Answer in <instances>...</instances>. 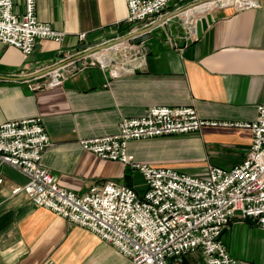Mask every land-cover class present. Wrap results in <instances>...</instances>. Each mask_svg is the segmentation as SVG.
<instances>
[{"label": "crops", "instance_id": "crops-1", "mask_svg": "<svg viewBox=\"0 0 264 264\" xmlns=\"http://www.w3.org/2000/svg\"><path fill=\"white\" fill-rule=\"evenodd\" d=\"M199 1H173L129 30L123 29L130 25L125 22L124 0H35L36 19L65 36L60 43L37 39L26 55L0 42V124L41 118L50 142L41 163L63 188L80 194L113 180L142 192L130 180L128 166L97 157L82 149L78 140L114 133L121 118L140 116L151 106L190 105L207 120L247 122L264 103V3L239 10L217 4L209 10L205 5L216 2ZM12 3L13 12L21 15L23 0ZM204 12L211 22L199 37L188 38L190 22ZM133 30L147 34L138 42L144 50L140 67L110 76L106 69L87 66L56 87L26 88L24 81L37 74L34 68L51 64L63 52ZM249 142L247 129L205 126L196 132L130 140L127 151L136 161L185 171L204 166L193 159L213 144L232 146L235 156L227 165L231 167L242 160ZM0 173V264H129L85 228L34 206L21 191L12 194L11 188L25 182L20 172L3 165ZM219 238L235 264H264V229L252 220L230 223ZM200 263L197 251L181 262Z\"/></svg>", "mask_w": 264, "mask_h": 264}, {"label": "built area", "instance_id": "built-area-1", "mask_svg": "<svg viewBox=\"0 0 264 264\" xmlns=\"http://www.w3.org/2000/svg\"><path fill=\"white\" fill-rule=\"evenodd\" d=\"M173 1L124 0L125 22L157 15ZM261 2L264 0H242L228 6L239 10L258 7ZM12 7V0H0L1 43L26 55L37 39L56 43L64 39V31L36 19L35 0H23L21 15ZM193 22L188 38L194 37ZM83 38V32L77 34L79 41ZM143 58L142 46L118 35L73 53L65 51L51 64L34 68L36 76L24 82L30 91L53 88L87 66L116 76L140 67ZM205 126L247 129L250 142L242 160L227 168L210 166L205 175L198 176L136 161L127 151L130 140L196 132ZM78 142L101 159L136 169L143 180L142 192L113 180L92 185L80 194L59 186L41 163L50 142L39 116L0 124V168L10 166L25 177L22 185L11 188L12 194L21 191L34 206L85 228L114 247L129 264H181L183 256L195 251L200 254V264H235L219 238L222 230L234 221L249 219L264 229V103L256 106L254 119L247 122L207 120L190 105L151 106L140 116L121 118L114 133Z\"/></svg>", "mask_w": 264, "mask_h": 264}, {"label": "rangeland", "instance_id": "rangeland-1", "mask_svg": "<svg viewBox=\"0 0 264 264\" xmlns=\"http://www.w3.org/2000/svg\"><path fill=\"white\" fill-rule=\"evenodd\" d=\"M215 5L216 4L205 5V6L209 9ZM231 147L232 146H227V147L223 145L220 146L218 144H213V145L204 147L199 152V154L202 155V157L193 159L194 162H203L204 166H196L195 168H187V170H185L184 172L187 171L186 173L188 174L203 176L205 175L208 167L210 166H218L221 168H227V165L230 163V161L234 159V156H235V154H232L233 151H231L232 150ZM185 165L190 166V164H185ZM127 173L130 177V180L132 181L133 185L136 188L144 189L142 177L136 169L129 168L127 170Z\"/></svg>", "mask_w": 264, "mask_h": 264}, {"label": "water", "instance_id": "water-1", "mask_svg": "<svg viewBox=\"0 0 264 264\" xmlns=\"http://www.w3.org/2000/svg\"><path fill=\"white\" fill-rule=\"evenodd\" d=\"M211 22V16L208 12L204 13L203 15L198 16L194 19L193 27H194V37L197 38L200 36L201 32L206 28L207 24ZM142 23L141 21H136L134 23H131L130 25H124L123 29H136L138 26H140ZM146 31H144V34H141L142 32L135 33L130 32L127 34L126 38H133L136 43L143 40L147 34H145ZM138 34V35H137ZM136 35V36H135ZM135 36V38H134ZM184 42H181L179 45H182Z\"/></svg>", "mask_w": 264, "mask_h": 264}, {"label": "bare ground", "instance_id": "bare-ground-1", "mask_svg": "<svg viewBox=\"0 0 264 264\" xmlns=\"http://www.w3.org/2000/svg\"><path fill=\"white\" fill-rule=\"evenodd\" d=\"M202 2H200L199 4H201ZM228 4H231V2H227L225 4H222V5H228Z\"/></svg>", "mask_w": 264, "mask_h": 264}]
</instances>
